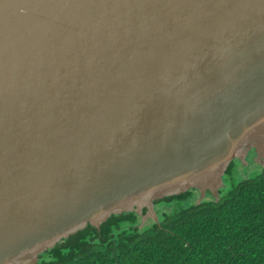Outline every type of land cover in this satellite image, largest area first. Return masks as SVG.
Returning a JSON list of instances; mask_svg holds the SVG:
<instances>
[{
    "label": "water",
    "instance_id": "obj_1",
    "mask_svg": "<svg viewBox=\"0 0 264 264\" xmlns=\"http://www.w3.org/2000/svg\"><path fill=\"white\" fill-rule=\"evenodd\" d=\"M250 154L264 0H0V264L123 213L160 224L166 197L217 201Z\"/></svg>",
    "mask_w": 264,
    "mask_h": 264
},
{
    "label": "trees",
    "instance_id": "obj_2",
    "mask_svg": "<svg viewBox=\"0 0 264 264\" xmlns=\"http://www.w3.org/2000/svg\"><path fill=\"white\" fill-rule=\"evenodd\" d=\"M232 166L217 201H199L195 190L163 198L154 203L160 224L147 219L142 227L135 213L111 216L38 264H264V164L239 180Z\"/></svg>",
    "mask_w": 264,
    "mask_h": 264
},
{
    "label": "rangeland",
    "instance_id": "obj_3",
    "mask_svg": "<svg viewBox=\"0 0 264 264\" xmlns=\"http://www.w3.org/2000/svg\"><path fill=\"white\" fill-rule=\"evenodd\" d=\"M262 159V158H261ZM264 160H260L257 165H261L264 164L263 163ZM247 162H242V165L240 164H235L233 163L232 166V170H233V179H237L239 180L242 177L251 175V173H253L254 171H256L258 169V166L256 164H251L249 166H246ZM225 178V176L223 177V179Z\"/></svg>",
    "mask_w": 264,
    "mask_h": 264
},
{
    "label": "flooded vegetation",
    "instance_id": "obj_4",
    "mask_svg": "<svg viewBox=\"0 0 264 264\" xmlns=\"http://www.w3.org/2000/svg\"><path fill=\"white\" fill-rule=\"evenodd\" d=\"M251 155H252V154H250V157H248V159H246V161H247L246 166H247V165L249 166V165H251V164H252V165L255 164L254 162H250V161H252V156H251ZM242 162H243V161L235 160L233 163H235V164H239V165L241 164V165H242ZM233 163H232V164H233ZM232 164H231V165H232ZM228 169H229V168H228Z\"/></svg>",
    "mask_w": 264,
    "mask_h": 264
}]
</instances>
